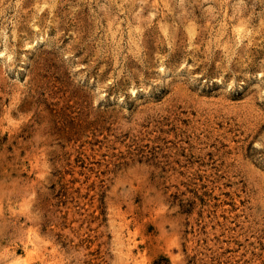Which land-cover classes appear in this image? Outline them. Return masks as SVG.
<instances>
[{"label":"rangeland","instance_id":"obj_1","mask_svg":"<svg viewBox=\"0 0 264 264\" xmlns=\"http://www.w3.org/2000/svg\"><path fill=\"white\" fill-rule=\"evenodd\" d=\"M0 264H264V0H0Z\"/></svg>","mask_w":264,"mask_h":264}]
</instances>
